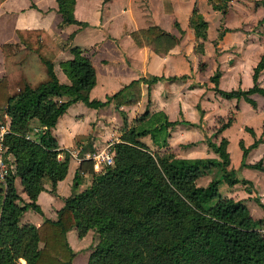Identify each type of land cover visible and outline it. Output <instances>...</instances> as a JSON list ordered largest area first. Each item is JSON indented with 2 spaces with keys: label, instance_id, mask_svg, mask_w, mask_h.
<instances>
[{
  "label": "trees",
  "instance_id": "16d2710c",
  "mask_svg": "<svg viewBox=\"0 0 264 264\" xmlns=\"http://www.w3.org/2000/svg\"><path fill=\"white\" fill-rule=\"evenodd\" d=\"M227 1L209 0L214 9L222 12L227 11ZM56 2L62 23L87 24L75 18V0ZM190 24L197 38H207V21L196 6ZM16 33L19 42L1 44L4 74L0 76V109L9 117L10 131L5 134V142L14 168L4 182L0 181V264H22L21 259L26 264H71L75 253L66 233L73 226L78 236L90 229L97 233L86 264H264V232L254 227L262 218L255 220L243 199L219 192L223 180L230 184L250 182L227 168V139L222 136L218 143L206 140L219 158L179 157L171 151L153 150L140 137L149 134L160 148L167 144V127L178 122L168 120L163 112L145 110L134 117V124L126 126L113 143V164L93 170L90 183L64 199L56 219L44 217L38 225L21 223L28 208L41 211L36 197L45 189L44 180H49V190L55 192L57 181L67 172L69 155L65 152L63 157L58 156L61 150L51 128L68 105L77 100L91 107L111 101L117 108L135 104L141 99V83L150 85L163 76H141L105 99L90 98L95 68L79 47L72 46L73 57L61 62L71 81L63 84L52 63L60 46L48 32L19 28ZM162 33V28L152 25L133 30L130 35L139 46H146ZM263 69L264 52L253 67L251 86L221 89L219 70L210 80L220 95L243 98L255 107L252 94L264 96V86L259 83ZM63 93L68 95L66 100L56 98ZM120 111L127 125L126 115ZM158 114L163 115V120H156ZM33 120L37 123L35 130ZM233 120V112L226 119L219 117L215 133ZM262 128L264 132V122ZM246 129L254 140L248 146L239 140L241 165L263 169L261 159L252 164L245 162L248 150L263 140L256 137L252 127ZM216 165L220 176L206 185L198 184L197 179ZM16 176L30 201H23L18 194ZM255 200L264 208L258 197Z\"/></svg>",
  "mask_w": 264,
  "mask_h": 264
},
{
  "label": "crops",
  "instance_id": "0c3cea01",
  "mask_svg": "<svg viewBox=\"0 0 264 264\" xmlns=\"http://www.w3.org/2000/svg\"><path fill=\"white\" fill-rule=\"evenodd\" d=\"M202 2V0H75L74 16L79 21L86 22V25L62 23V15L57 9L56 0H3L0 3V76L4 74L1 44L19 42L16 33V29L19 28L43 29L60 46V51L52 63L59 82L63 84H69L71 81L63 71L61 62L73 57L70 50L72 46L79 47L82 53L91 59L95 68V84L89 91L90 98L105 99L106 95L116 92L132 79L141 76L148 79L153 75L163 76L150 85L142 82L141 99L135 104H123L117 108L111 101L101 107H91L77 100L68 105L51 128V134L61 150L58 156L63 157L65 152L69 155L67 172L57 181L55 192L49 190V180H44L45 189L36 197V203L41 211L28 208L20 218L21 223L38 225L44 217L56 219L57 210L63 206L64 199L73 192L83 190L90 183L93 170L103 169L101 164L86 156L92 155L108 141L113 143L118 141L126 126L134 124V117L145 110L151 113L163 112L168 120H178L176 124L167 127L169 136L165 146L159 148L149 134L148 139L141 138L151 149L176 152L175 155L179 157L219 158L206 140L210 138L218 143L224 136L227 139L226 149L230 158L227 168H231L232 165L240 167L242 149L239 140L242 139L245 146L250 145L254 136L246 127H252L256 137L261 136L263 140L248 150L245 162L252 164L261 159L263 169L259 170L264 174L262 128L264 118H261L260 125L251 124V114L257 112L261 105L264 106V96L253 93L256 106L248 103L249 107L244 104L243 98H226L217 93L213 89L214 83L210 80V76L219 70V88L230 90L251 86L253 67L264 52V39L260 40L263 43L246 44L243 49L245 60L248 59L246 67H240V60L244 56L241 58L238 55L230 63L225 62L223 50L232 44L239 47V42L229 41V36H239L237 33L240 30L226 23L225 30L220 31L219 29L224 27H220V21L215 22L214 19L217 16L214 12L219 11L208 7L210 12L207 8L204 12L199 6ZM194 6L200 7L199 12L207 21V38L200 39L202 47L200 51L197 50V37L190 24ZM225 14L229 16L228 12ZM152 25L162 28L163 33L154 37L149 45L139 46L130 32ZM253 44L259 45L255 52L250 54ZM215 51L221 53L217 54ZM229 54L233 56L234 53ZM259 83L264 86V69L259 75ZM56 98L66 100L68 95L63 93ZM120 110L126 115L127 125ZM2 112L0 109V114L9 121L8 115ZM232 112L233 122L216 134L215 128L219 125L217 119L219 117L226 119ZM245 114L249 115L247 119L242 118ZM156 120H163V115L158 114ZM239 121L240 135L235 145L237 156L232 158L231 140L226 133ZM36 124L33 120L34 130L37 128ZM178 138L184 143L183 153L174 149V143L179 142ZM216 167L220 170L216 165L201 176L204 178V185L220 176L221 170L218 174L213 176L211 174ZM249 171V168L242 166L243 177L251 180L253 175ZM17 179L20 178L18 176L15 178L16 189ZM249 187L245 183L235 182L230 184L226 193L219 192L235 199H243L253 218L255 220L262 218V221L255 222V225L264 230V211L255 217L250 205L256 201V197L264 203V188L256 192L254 188ZM17 192L23 201H30L22 184L20 191ZM75 230L72 227L66 233L75 253L71 264H86L92 249L83 247L86 244L83 241L92 229L80 237L75 235V232L77 233ZM83 249H86L85 253L81 252ZM21 263L26 264L24 259H21Z\"/></svg>",
  "mask_w": 264,
  "mask_h": 264
},
{
  "label": "rangeland",
  "instance_id": "374dc122",
  "mask_svg": "<svg viewBox=\"0 0 264 264\" xmlns=\"http://www.w3.org/2000/svg\"><path fill=\"white\" fill-rule=\"evenodd\" d=\"M202 1L203 2L199 6L201 7V9L204 12H206L205 8L209 9L208 7H212V5L209 2V0H202ZM227 2L228 3L226 6L227 7L226 12H222L221 10H218V9L217 10L219 12H217V11L214 12L217 15L216 18H214L215 22L217 20H219L220 21V23H219L220 27H224L223 29H219L220 31L225 30L226 27L224 25H226V23H228L230 26L238 27V29L240 31L237 33L239 36H234V37L229 36V41H238L239 47L232 44L228 48H225L223 50L224 51L223 52L224 61L225 62L227 61L228 63H230L231 60H233L235 56L239 55V57H241V58L244 56V58H242L240 60V67L243 68V67H246V65L248 64V59L245 60L246 56H245V52L243 51L246 44L249 42L263 43L260 40L264 39V22L260 23V21L262 19H264V0H228ZM200 7L197 6L198 11H200ZM209 12H210V9H209ZM227 12L229 13L228 17L225 14ZM194 17H196V16L194 15ZM260 17H263V18H260ZM196 43H197L196 44L197 50L200 51L202 48L200 38H197ZM258 45L253 44V46H252L253 49H252V52L250 54H253L255 52V49L257 48ZM215 52L217 54L221 53L219 51H215ZM230 52L234 53L233 56H231L229 54ZM244 104L250 107V105H248V102L244 101ZM244 111H246V110H244ZM247 116L249 117L248 114H245L244 116H242V118L245 119ZM261 118H264V106L263 105H261L258 108L257 112H254L251 114V124L252 125H260L261 124L260 123ZM4 121H6L5 117L2 116V114H0V122H4ZM241 121H242V119H241ZM239 123H240V121L236 125L230 127V129L226 133L228 138L231 140L230 154H231L232 158L233 157L236 158V156H237L235 145L238 141L237 137L240 135V131H239L240 128L238 126ZM141 138L148 139V135H143L140 137V139ZM206 138H207V136H206ZM181 141H182V139H179V142L174 143V149L177 152L183 153L184 143ZM153 149L155 150V148H153ZM173 153L176 154V152H173ZM242 166H246L247 168H249L250 169L249 172L252 173V175H253L251 180H249L250 182L245 183V184H247V186H250L249 188H254V190L256 192H259L260 188H264V174L260 173L259 168L249 166V165H241L240 164V167L232 165L231 169L234 170L235 175L237 177H243ZM103 167L104 166L102 165V168ZM212 171H213L211 173L212 176L215 174H218L220 172V170H218L217 167H216V169H214ZM203 179H204L203 177H200L198 179V184L204 185L205 182L203 181ZM225 182H227V181L223 180L222 183L221 182L219 183V191L222 193H226L230 187V183L228 185L227 184L228 182L227 183H225ZM238 182H241V181H238ZM17 184H18L17 191H20L21 183H20V180H18V179H17ZM250 205L252 208L251 209L252 213L255 217H257L258 214L261 213V211H264V208L261 205H259L258 202H256V201L251 203ZM254 227L261 229V228H259V225L254 224ZM74 229H75V227H74ZM75 235L78 237V234L76 232H75ZM86 237L87 238H85V240L83 241V243L86 242V244L83 247L88 248V249H92L93 246L95 245V243L97 242V239H98L97 233L94 230H90L87 233ZM68 239H69V237H68ZM81 252L85 253L86 249H83Z\"/></svg>",
  "mask_w": 264,
  "mask_h": 264
},
{
  "label": "built area",
  "instance_id": "2783aa9c",
  "mask_svg": "<svg viewBox=\"0 0 264 264\" xmlns=\"http://www.w3.org/2000/svg\"><path fill=\"white\" fill-rule=\"evenodd\" d=\"M10 131L9 121L0 122V181L4 182L6 174L14 168L13 156L8 151V145L5 142V134ZM113 142L108 141L92 155L86 157L92 158L96 163L103 166L113 164ZM263 232L264 230L261 229Z\"/></svg>",
  "mask_w": 264,
  "mask_h": 264
}]
</instances>
